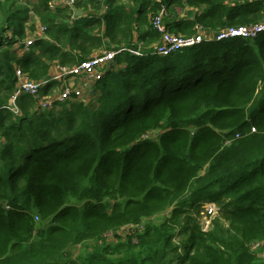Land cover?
<instances>
[{
	"label": "trees",
	"instance_id": "trees-1",
	"mask_svg": "<svg viewBox=\"0 0 264 264\" xmlns=\"http://www.w3.org/2000/svg\"><path fill=\"white\" fill-rule=\"evenodd\" d=\"M123 1L103 11L79 0L74 17L48 0H0V264H264V32L160 55L150 23L166 4L176 34L248 25L264 19V0ZM188 7L194 20L178 18ZM32 11L48 39L20 55ZM138 43L142 55L129 51ZM102 48L119 52L94 103L43 109L22 94V114L10 110L17 67L41 80ZM206 202L220 216L204 230L194 213Z\"/></svg>",
	"mask_w": 264,
	"mask_h": 264
},
{
	"label": "built area",
	"instance_id": "built-area-1",
	"mask_svg": "<svg viewBox=\"0 0 264 264\" xmlns=\"http://www.w3.org/2000/svg\"><path fill=\"white\" fill-rule=\"evenodd\" d=\"M79 0H48V6L50 9L55 10L59 6L70 7L73 11L76 8L74 5ZM104 2L103 8L106 10L107 0H101ZM160 1V0H155ZM78 9V8H77ZM169 15L168 6L162 4L159 11L156 14L150 15V23L155 30L160 34V41L155 46V52L160 55H169L173 52L180 51L186 47L194 46L202 41H221L228 38L242 37L247 39H254L259 34L264 32V19L257 23H251L248 25H239L233 27L220 28L214 31L211 36L204 35L206 28L203 25L195 26V34L188 36L186 34H176L171 32L165 24V18ZM76 14L74 13V17ZM36 23V29L31 31L28 27L27 38H25L24 47L20 50V55L24 51L30 50L31 45L38 38H46V26L40 22V18L34 20ZM72 23V22H69ZM142 43H138L137 49H129V51L135 55H142L141 49ZM118 50L102 48L99 52L90 58L82 61L81 63L73 67H62V72L55 74L53 77H47L41 80H35L29 76L28 73L23 71L20 67L16 68L17 85L14 94L10 98L9 108L15 114L21 115L22 112L17 106V99L22 94L31 95L39 108L49 109L52 108L55 103L65 102L67 100H87L95 93V83L103 77V75L109 69H113L115 57L118 54ZM53 80L58 83L53 87L49 94L43 93V89ZM4 142V138L0 136V147ZM213 212V208L210 206V213ZM144 226H142L143 228ZM113 231L107 233L112 234ZM258 245V244H257ZM256 244L254 245V247Z\"/></svg>",
	"mask_w": 264,
	"mask_h": 264
},
{
	"label": "rangeland",
	"instance_id": "rangeland-1",
	"mask_svg": "<svg viewBox=\"0 0 264 264\" xmlns=\"http://www.w3.org/2000/svg\"><path fill=\"white\" fill-rule=\"evenodd\" d=\"M124 3V2H123ZM32 7V6H31ZM198 11H196L195 9H192V11L189 13V17H195ZM183 16L185 14V11H181L178 13V18H180V15ZM188 16V15H187ZM31 17V21L27 23L29 29L31 31H34V20L37 19L39 16L32 11L30 14ZM8 35H10V32H8ZM96 96H92L90 98L86 97L87 100H90L89 103H94ZM83 99V98H82ZM157 135V132L152 134V137H155ZM210 206L213 208V212L210 213ZM168 213V211L163 212V213H159L157 215L151 216V217H146L144 218L143 222L141 223H135V224H130V225H124L119 231H118V235L121 237H127L126 233H134L133 231H141L144 229L145 225L149 222V221H153V222H157L159 220H161L163 218L164 215H166ZM201 215H196V213H194L195 218L197 217L198 220H200L201 226L203 227L204 230H207L211 227V223L214 221L215 218H218L220 216L219 212H218V208L216 207V205L212 202H206L205 205H203V209L202 211L199 212ZM142 226H144L142 228ZM115 234V231L112 232V234H109L108 238L109 239H113V236ZM106 238V237H105ZM107 238V239H108ZM178 244H181L182 242L185 241L186 239V234H180L175 238ZM102 238L100 240V242H102ZM106 240V239H105ZM110 241V240H107ZM100 243H96V241H91L89 243V245L92 246H98ZM257 246L254 247V249H256ZM82 249L76 250V252L74 253V257H76L77 255H79V252H81Z\"/></svg>",
	"mask_w": 264,
	"mask_h": 264
},
{
	"label": "crops",
	"instance_id": "crops-1",
	"mask_svg": "<svg viewBox=\"0 0 264 264\" xmlns=\"http://www.w3.org/2000/svg\"><path fill=\"white\" fill-rule=\"evenodd\" d=\"M123 1V0H122ZM124 5H128V6H132V3L128 2V1H123ZM107 9V8H106ZM192 9H195L196 11L200 12L199 10H197L196 8H193V7H188V8H185L183 9L182 11H185V14L183 16L180 15V19L182 20H186V19H191V20H194V17H189V13L192 11ZM82 15H85L84 12L81 10V9H78ZM103 11H105V9L103 8ZM197 12V13H198ZM188 15V16H187ZM79 16V15H78ZM141 29H144V28H141ZM213 30H210V29H206V32L204 33V35H208V36H211L213 34ZM62 72V66L60 65H54L52 66L51 68V71H50V74H49V77H53L55 74H58V73H61Z\"/></svg>",
	"mask_w": 264,
	"mask_h": 264
},
{
	"label": "water",
	"instance_id": "water-1",
	"mask_svg": "<svg viewBox=\"0 0 264 264\" xmlns=\"http://www.w3.org/2000/svg\"><path fill=\"white\" fill-rule=\"evenodd\" d=\"M74 13L79 16L82 15V13L77 8H74Z\"/></svg>",
	"mask_w": 264,
	"mask_h": 264
}]
</instances>
